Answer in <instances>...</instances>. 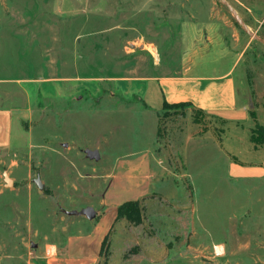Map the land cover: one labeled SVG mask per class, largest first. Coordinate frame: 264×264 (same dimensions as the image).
<instances>
[{
	"label": "rangeland",
	"instance_id": "374dc122",
	"mask_svg": "<svg viewBox=\"0 0 264 264\" xmlns=\"http://www.w3.org/2000/svg\"><path fill=\"white\" fill-rule=\"evenodd\" d=\"M224 2L0 0V79L36 77L42 66L31 56L44 49L53 55V31L68 28L70 36L56 38L77 37L82 61L75 73L63 64L57 72L106 80L64 86L60 95L52 84L40 86L45 97H37V84L21 85L32 94L29 112L20 132L15 127L12 150L0 155V264H41L47 246L63 244L78 228L85 232L83 211L98 207L116 157L144 148L162 185L142 203L140 226H114L107 264H264V180L226 176L230 156L222 142L234 125L187 107L156 116L123 94L131 91L129 79L181 74L182 35L190 25L236 51L238 102L250 113L264 111V45L237 21L264 40V0ZM29 39L42 45L38 52ZM10 104H24L22 91L0 85V105ZM259 148L258 159L238 157L264 161ZM37 176L43 190L32 183Z\"/></svg>",
	"mask_w": 264,
	"mask_h": 264
},
{
	"label": "crops",
	"instance_id": "0c3cea01",
	"mask_svg": "<svg viewBox=\"0 0 264 264\" xmlns=\"http://www.w3.org/2000/svg\"><path fill=\"white\" fill-rule=\"evenodd\" d=\"M184 28L181 74L129 79L127 86H130L131 91L124 92V96H134L148 113L156 116L161 113L165 104H187L189 108L201 111L223 123L234 125V129L226 131L222 142L224 152L230 156L226 164L227 178L232 182L264 180V161L253 162L238 157L240 154L244 157L245 155L255 156L253 152L260 148L255 147L250 141V121L252 122L250 112L244 102H238V88L234 78V71L238 65L236 51L229 50L220 35L216 37L218 41L205 39L200 27L186 25ZM211 31L212 29L209 28L205 32L211 35ZM23 33L29 35L28 31ZM40 34L45 35L43 32ZM71 34L68 28L56 29L51 36L53 44L58 43V51L47 56L45 53L47 51L44 49L37 56H31L30 60L36 63V67L42 66L41 71L37 70L36 77L0 79V85L19 88L24 96V104L0 105V155H5L12 150L15 143V127L20 132V118H27L26 115L29 112L32 94L30 90L21 87L22 84H37V97L41 95L45 97L47 93L42 91L41 94L40 86L52 84L55 94L60 95L64 86H75L77 82L106 81L103 78L80 77L77 74L63 75L59 73L60 71L57 72L58 65L63 64L75 73L79 69L77 64L82 61L77 55V37L72 41L69 40L68 43L65 38H56V36L63 37ZM29 41L37 44L35 51L38 52L39 47L42 46L39 45V41L35 39H29ZM230 57H232V63H229ZM50 68L53 75H49ZM67 97L66 94L63 99L67 100ZM74 99L77 102V97L74 96ZM263 112L255 113L257 123L262 126L264 124L260 122V118L264 119ZM242 132H246L244 137L241 136ZM234 143L236 144L233 145ZM238 143H250L251 146L242 147ZM261 148L264 150L263 147ZM5 174L3 173V176ZM161 179V173L151 168V155L146 148L117 156L114 167L105 175V190L98 202V207L92 208L94 218L90 220L86 217V221L81 225L82 227L86 224V231L83 232L81 228H78L76 229L78 232L75 231L63 244L47 246L51 248V251L45 249L41 252V256L44 252L48 253L41 264H97L100 260L99 252L102 242L117 224L115 222L117 208L129 201L143 200L144 202L161 187ZM12 185L13 182L8 187ZM129 195L133 198H126Z\"/></svg>",
	"mask_w": 264,
	"mask_h": 264
},
{
	"label": "trees",
	"instance_id": "16d2710c",
	"mask_svg": "<svg viewBox=\"0 0 264 264\" xmlns=\"http://www.w3.org/2000/svg\"><path fill=\"white\" fill-rule=\"evenodd\" d=\"M175 107H187V104H178V105H168L163 106L162 111L170 110ZM197 116H204L205 114L201 111L190 108ZM167 114V113H166ZM166 116V115H164ZM250 118L255 122L254 128L250 132V141L254 144L255 147L264 148V126L258 124L255 119V113H250ZM143 200L141 201H129L121 204L116 211L115 222L125 220L129 225L139 226L143 222ZM110 233L104 238L100 252H99V261L97 264H107L110 256Z\"/></svg>",
	"mask_w": 264,
	"mask_h": 264
},
{
	"label": "water",
	"instance_id": "95a60500",
	"mask_svg": "<svg viewBox=\"0 0 264 264\" xmlns=\"http://www.w3.org/2000/svg\"><path fill=\"white\" fill-rule=\"evenodd\" d=\"M222 3L225 4L224 0H220ZM231 10V8H230ZM238 23L244 28V30L246 31V33L255 41H258L260 43H262L264 45V40H261L259 38H257L252 32H250L242 23L239 19H237ZM86 155L89 157V158H94V159H98L99 158V155H98V152L97 151H86ZM5 176V183H6V186H10L12 184V182L10 181V179H8V177L6 176V174L4 175ZM32 183H34L37 188L39 190H43L44 188V185L41 183L40 181V178L37 176L35 179L32 180ZM83 214L88 218V219H93L94 218V212L92 209H86L83 211Z\"/></svg>",
	"mask_w": 264,
	"mask_h": 264
}]
</instances>
